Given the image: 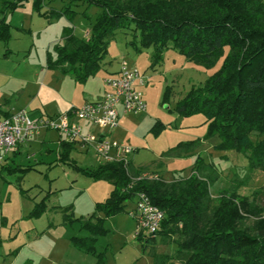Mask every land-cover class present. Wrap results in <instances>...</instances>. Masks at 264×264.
<instances>
[{"label":"trees","instance_id":"obj_1","mask_svg":"<svg viewBox=\"0 0 264 264\" xmlns=\"http://www.w3.org/2000/svg\"><path fill=\"white\" fill-rule=\"evenodd\" d=\"M23 1L0 0V41L10 39L5 13L22 7ZM79 2L99 9L90 22L89 36H77L73 25H65L62 42L47 51V68L69 72L76 82H85L101 68L107 42L118 29L131 30L129 45L136 52L151 48L152 67L163 61L167 48L205 68L221 60L212 74L175 102L180 116H204L205 133L177 142L162 151L160 159L191 155L202 140L217 137L214 150L238 152L249 170L264 171V0H68L67 5L48 12L41 11L42 0H32V9L48 19L64 16L72 22L77 12L70 5ZM169 97L166 86L162 104ZM164 128L165 124L155 121L151 130L157 134ZM74 144L59 141V160L112 185L87 217L75 219L88 233L71 238L80 250L93 253L97 237L105 231L106 217L125 211L126 202L143 191L163 212L154 235L138 234L143 248L153 247L157 237L175 244L171 253L152 252L154 264H264V199L259 203L257 198L241 196L239 183L212 198L209 187L216 179L215 167L203 166L200 155L188 176L166 181L151 175L145 166H134L131 159L78 166L69 158ZM7 157L0 166L10 170L13 157ZM41 210L40 206L32 214ZM96 264H102L100 256Z\"/></svg>","mask_w":264,"mask_h":264},{"label":"rangeland","instance_id":"obj_2","mask_svg":"<svg viewBox=\"0 0 264 264\" xmlns=\"http://www.w3.org/2000/svg\"><path fill=\"white\" fill-rule=\"evenodd\" d=\"M23 3L5 13L10 39L6 43L0 41V98L14 109H26L29 118H34L57 106L66 107L65 97L71 91L83 89L71 73L47 68V51H52L54 43L62 42L65 25H73L75 35L88 38L90 22L99 9L82 2L70 5L77 14L69 22L64 16L48 19L39 15L32 9V0ZM67 4L68 0H42L41 11L58 10ZM130 38V29L114 31L107 42L101 69L86 84L97 87L106 70L103 67L119 68L123 61L147 77L141 88L146 109L124 116L110 139L135 148L131 156L134 166H145L151 175L157 174L166 181L188 176L200 155L203 166L215 167L216 179L209 187L212 198L239 183L241 196L263 203L264 171L249 170L246 158L238 152L214 150L217 137L202 140L191 155L160 159V153L177 142L201 138L205 133L204 116H180L174 109L175 102L192 85L212 74L221 60L214 67L205 68L167 48L163 61L152 67L151 48L136 52L129 45ZM166 86L170 87L169 102L162 104ZM155 121L165 124L157 134L151 130ZM41 138H47L43 145L37 140ZM58 157L56 133L41 130L9 161L12 169L0 166V264H96L99 256L102 264H154L152 252L171 253L175 249L171 240L161 241L159 237L153 247L143 248L137 238L143 232L136 230V223L128 214L130 201L126 202L125 211L106 217L105 231L97 237L93 253L77 248L71 238L88 233L75 219L87 217L112 185L83 174ZM69 158L81 167L101 163L91 149L85 153L73 148ZM160 160L163 164L158 163ZM29 166L30 170H21ZM40 206L41 212L33 215V210Z\"/></svg>","mask_w":264,"mask_h":264},{"label":"built area","instance_id":"obj_3","mask_svg":"<svg viewBox=\"0 0 264 264\" xmlns=\"http://www.w3.org/2000/svg\"><path fill=\"white\" fill-rule=\"evenodd\" d=\"M146 78L137 67L123 61L116 72L103 77L104 92L96 100L70 105L62 112L36 118H29L24 108L5 113L0 109V163L5 161L6 155L27 144L41 130L55 131L59 141L74 142L81 148L91 149L101 163H127L135 148L115 143L106 132L117 127L120 115L137 114L146 109L139 88L147 82ZM83 123L97 126L106 132L94 133L84 129ZM128 214L134 219L136 230L152 235L159 229L163 218V212L143 191L135 194Z\"/></svg>","mask_w":264,"mask_h":264},{"label":"crops","instance_id":"obj_4","mask_svg":"<svg viewBox=\"0 0 264 264\" xmlns=\"http://www.w3.org/2000/svg\"><path fill=\"white\" fill-rule=\"evenodd\" d=\"M101 66H102V63H101ZM104 66V65H103ZM101 69V68H100ZM103 69H106L105 71H104V75H103V77L105 76V75H107V74H111V73H114V72H116L117 70H118V67H115V68H109V67H107V68H104L103 67ZM103 77L101 78V79H103ZM88 80H89V78L85 81V82H83V83H78V84H81L82 86H83V89H81L80 90V92H73V91H71L70 92V95L69 96H67V97H65V100L67 101V106L66 107H64V108H59L58 106L54 109V110H52V111H50V112H46L45 114H38L37 116H35L34 118H36V117H38V116H41V115H53V114H56V113H58V112H62V111H64V110H66L70 105H81L82 103H84V102H86V101H90V100H96V99H98V98H100L101 96H102V94H103V92H104V86H103V82H102V80H101V83L97 86V87H89V86H87L86 84L88 83ZM146 85V83L144 84V85H142V86H145ZM142 86H140L139 88H140V90H141V88H142ZM141 92H142V90H141ZM143 95V94H142ZM0 109H1V111L2 112H7V111H9V110H12V109H14V108H12L7 102H5V101H2V99L0 98ZM129 114H132V113H129ZM128 114H124V115H120V118H119V123H118V125H117V127L119 126V124H120V121H121V119L124 117V116H127ZM29 117V116H28ZM83 126H84V129H87V130H91L92 132H94V133H104V132H106V130H103V129H100L99 127H97V126H92V125H89V124H87V123H83ZM117 127H115L114 129H112V130H110L109 132H106L107 133V135L109 136V137H112V135H113V133H114V130L117 128ZM48 131H51V130H48ZM54 133H56L55 131H53ZM37 138V137H36ZM37 140H41V143H42V145L46 142V140H47V138H41V139H37ZM56 143H57V145H58V150H59V139H58V135H57V133H56ZM28 144V143H27ZM75 145V149H78V150H80V151H83V152H85V153H88V150L89 149H85V148H81V147H79L77 144H74ZM23 146V145H22ZM20 149H21V146L18 148V150H16L15 152H13V153H10V154H8V155H6V157L8 156V157H14L15 156V154L17 153V152H19L20 151ZM136 151V150H135ZM94 154V153H93ZM7 157V158H8ZM169 159H173V158H169ZM175 159V158H174ZM131 160H132V158H131ZM7 161H9L8 159H7ZM164 162V161H163ZM163 164V163H162ZM132 203H133V201H132ZM132 203H131V207H132ZM131 207H129V208H131Z\"/></svg>","mask_w":264,"mask_h":264}]
</instances>
